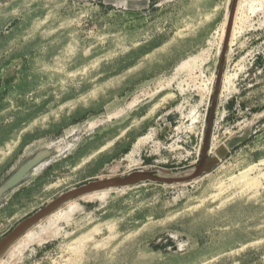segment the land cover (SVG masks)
<instances>
[{
	"label": "rangeland",
	"instance_id": "rangeland-1",
	"mask_svg": "<svg viewBox=\"0 0 264 264\" xmlns=\"http://www.w3.org/2000/svg\"><path fill=\"white\" fill-rule=\"evenodd\" d=\"M143 1L0 0V240L88 182L200 161L233 0ZM244 132L193 181L64 203L0 264H264V0L236 1L208 155Z\"/></svg>",
	"mask_w": 264,
	"mask_h": 264
},
{
	"label": "water",
	"instance_id": "water-1",
	"mask_svg": "<svg viewBox=\"0 0 264 264\" xmlns=\"http://www.w3.org/2000/svg\"><path fill=\"white\" fill-rule=\"evenodd\" d=\"M237 0L232 1L231 10L229 14V21L227 26V31L225 35V41L222 50V58L220 61V66L215 82L213 98L211 102V109L208 118L205 141L202 150V156L198 164L193 167L191 170L186 171L184 173H172V174H164L158 172H147V171H135L130 173L124 177H114V178H106L99 179L95 181L88 182L85 185H82L78 188L72 189L55 200L51 201L44 208L38 210L33 215L29 216L19 224L15 226V228L7 234L4 238L0 240V257L1 255L13 244L15 243L23 234H25L31 227L37 224L40 220L47 217L49 214L54 212L58 207L63 205L64 203L80 196L92 194L95 192L104 191L107 189L118 188V187H130L144 182H154V183H162L166 185H174V184H183L190 181H193L197 178H200L204 174L209 173L223 158L226 157L228 152L232 150L234 147L239 144L244 143L248 138V132H244L242 135L237 137H233L226 143L225 146L220 147L215 155H208V145H209V135L211 131V126L213 122V114L216 106L217 96L219 92V87L221 84L222 78V69L224 63L225 50L228 44L229 32L231 29V22L233 19V14L235 10ZM21 176L19 173L16 178Z\"/></svg>",
	"mask_w": 264,
	"mask_h": 264
},
{
	"label": "crops",
	"instance_id": "crops-1",
	"mask_svg": "<svg viewBox=\"0 0 264 264\" xmlns=\"http://www.w3.org/2000/svg\"><path fill=\"white\" fill-rule=\"evenodd\" d=\"M93 1V0H91ZM116 1V0H114ZM121 3H123V5L125 7L131 8L133 6H136L135 4L138 5H143L144 1L143 0H120ZM135 8V7H134ZM28 232V231H27Z\"/></svg>",
	"mask_w": 264,
	"mask_h": 264
},
{
	"label": "bare ground",
	"instance_id": "bare-ground-1",
	"mask_svg": "<svg viewBox=\"0 0 264 264\" xmlns=\"http://www.w3.org/2000/svg\"><path fill=\"white\" fill-rule=\"evenodd\" d=\"M234 17H235V16H234ZM263 163H264V160H262V161L259 162V164H263ZM255 166H256V165H255ZM255 166H252L248 171H250L251 169H254ZM246 175H247V170H245V171H241V172L239 173L238 177L234 178V179H235L234 182H236V180H238L239 178L242 179V180H243V179H246V178H247ZM241 176H242V177H241ZM247 179H248V178H247ZM251 180H254V179L251 178ZM232 181H233V180H232ZM230 182H231V181H230ZM249 182H250V181H249ZM244 184H245V183H244ZM246 184H248L247 181H246ZM95 193H96V192H95ZM23 241H24V239H23ZM23 241H22V242H23ZM25 242H26V240H25ZM20 245H22V244H20ZM20 245H19V246H20Z\"/></svg>",
	"mask_w": 264,
	"mask_h": 264
}]
</instances>
